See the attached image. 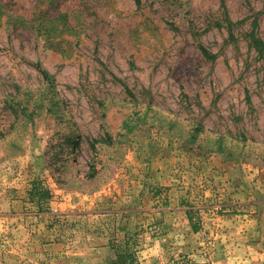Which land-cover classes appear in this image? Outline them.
<instances>
[{
    "label": "rangeland",
    "instance_id": "1",
    "mask_svg": "<svg viewBox=\"0 0 264 264\" xmlns=\"http://www.w3.org/2000/svg\"><path fill=\"white\" fill-rule=\"evenodd\" d=\"M252 34L264 0H0V264H140L174 226L264 264Z\"/></svg>",
    "mask_w": 264,
    "mask_h": 264
},
{
    "label": "crops",
    "instance_id": "2",
    "mask_svg": "<svg viewBox=\"0 0 264 264\" xmlns=\"http://www.w3.org/2000/svg\"><path fill=\"white\" fill-rule=\"evenodd\" d=\"M176 235L175 239L171 238ZM197 233H189L186 228L174 226L166 228L160 241L141 240L136 247L140 264H200L199 254L202 243L197 242ZM210 259V258H209ZM207 259V262L210 260ZM249 264H255L253 260ZM210 264H214L210 262ZM227 264V263H225Z\"/></svg>",
    "mask_w": 264,
    "mask_h": 264
},
{
    "label": "trees",
    "instance_id": "3",
    "mask_svg": "<svg viewBox=\"0 0 264 264\" xmlns=\"http://www.w3.org/2000/svg\"><path fill=\"white\" fill-rule=\"evenodd\" d=\"M251 41H252V44L255 47L256 51L259 54L264 55V42L258 38H255L253 34L251 35ZM201 50H202V53L206 57H209V55L205 49L201 48ZM42 72H43L44 76L46 77V79H48V74L45 71H42ZM25 115L28 118V120L31 119V115H29V114H25ZM124 127L125 128L128 127L126 122L124 123ZM127 129L131 130L132 128L129 127ZM198 131H199V129L196 130V132H198ZM88 177H94V172L88 174ZM32 195L38 197L39 200H44L48 196V192L46 190H42L41 184L38 183V184L34 185ZM126 245H128V243H126ZM117 264H139V263L136 261L135 255L133 253H129L127 250H124L123 256H121V260Z\"/></svg>",
    "mask_w": 264,
    "mask_h": 264
}]
</instances>
